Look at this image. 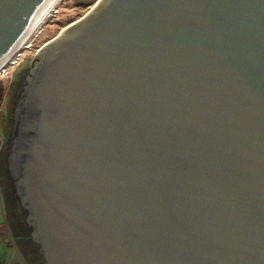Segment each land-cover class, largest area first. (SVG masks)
<instances>
[{"label":"water","instance_id":"water-1","mask_svg":"<svg viewBox=\"0 0 264 264\" xmlns=\"http://www.w3.org/2000/svg\"><path fill=\"white\" fill-rule=\"evenodd\" d=\"M42 1L0 0V58ZM46 42L7 147L44 264H264V0H99Z\"/></svg>","mask_w":264,"mask_h":264},{"label":"rangeland","instance_id":"rangeland-1","mask_svg":"<svg viewBox=\"0 0 264 264\" xmlns=\"http://www.w3.org/2000/svg\"><path fill=\"white\" fill-rule=\"evenodd\" d=\"M99 0H60L56 12L35 33L28 48L23 49L14 63L0 71V161L6 148L18 94L39 58L43 44L60 31L90 13ZM47 43V42H46ZM0 166V263L20 264L24 248L10 220ZM28 256V254H26ZM29 258V257H28Z\"/></svg>","mask_w":264,"mask_h":264},{"label":"flooded vegetation","instance_id":"flooded-vegetation-1","mask_svg":"<svg viewBox=\"0 0 264 264\" xmlns=\"http://www.w3.org/2000/svg\"><path fill=\"white\" fill-rule=\"evenodd\" d=\"M26 82H27V79H26L25 83ZM23 90H24V86H23L22 91ZM22 91H20V93L18 94V98H17L16 104H17L18 100L21 97ZM22 110H25L23 108V106L21 107V111ZM13 117H14V114H13ZM13 121H14V118H12V124H13ZM10 138H11V131H10V136L8 137L7 142H6L4 158H3V160L0 161V166H2L3 163H5L3 171H2L3 172L2 173L3 174V178H4V180L7 181V185L9 186L11 194L14 195V196L12 195L13 197L11 198L12 213H13L14 216H18V218L19 217H23V218L26 219L25 228H27V232L29 234L30 241H31V243L33 242L37 246V252H35L33 254V257L36 260H38L37 256L38 257L40 256L41 259H42V263L44 264L45 260L43 258V255L39 251V245L36 243V241L32 237L33 227H32L31 224H29L27 222V217H28V214H29V210H28L27 207H25L22 204V200H21L22 198L18 194V189L20 188V185L18 184V179L17 178H18V173L20 172V168L16 164V161H18L17 154H12L11 158L9 159V156H8L9 150H8L7 147L10 144V141H11ZM19 176H20V173H19ZM18 202H19V204H18ZM24 223H25V221H24ZM38 263H39V261H38Z\"/></svg>","mask_w":264,"mask_h":264},{"label":"bare ground","instance_id":"bare-ground-1","mask_svg":"<svg viewBox=\"0 0 264 264\" xmlns=\"http://www.w3.org/2000/svg\"><path fill=\"white\" fill-rule=\"evenodd\" d=\"M60 0H43L31 16V19L24 31L17 38L14 44L1 56L0 71L7 65L14 63L17 56L23 49L28 48L31 39L34 37L42 25L51 17L53 12H56L57 5ZM44 26V25H43Z\"/></svg>","mask_w":264,"mask_h":264},{"label":"crops","instance_id":"crops-1","mask_svg":"<svg viewBox=\"0 0 264 264\" xmlns=\"http://www.w3.org/2000/svg\"><path fill=\"white\" fill-rule=\"evenodd\" d=\"M16 237H18V236H16ZM26 252H25V250H24V257H23V262L22 263H20V264H35L34 262H33V260L29 257V256H26ZM29 257V258H28ZM4 264V263H3Z\"/></svg>","mask_w":264,"mask_h":264},{"label":"trees","instance_id":"trees-1","mask_svg":"<svg viewBox=\"0 0 264 264\" xmlns=\"http://www.w3.org/2000/svg\"><path fill=\"white\" fill-rule=\"evenodd\" d=\"M3 165H5V163H3ZM3 168H4V166H3ZM3 170H1V172H2ZM3 173V172H2ZM9 189V188H8ZM9 191H10V189H9ZM9 194H10V198H12L14 195L13 194H11V192H9ZM13 195V196H12Z\"/></svg>","mask_w":264,"mask_h":264},{"label":"built area","instance_id":"built-area-1","mask_svg":"<svg viewBox=\"0 0 264 264\" xmlns=\"http://www.w3.org/2000/svg\"><path fill=\"white\" fill-rule=\"evenodd\" d=\"M0 264H3V263H0Z\"/></svg>","mask_w":264,"mask_h":264}]
</instances>
